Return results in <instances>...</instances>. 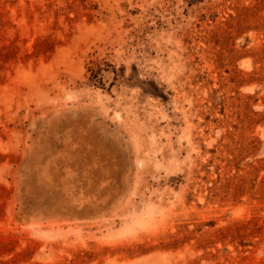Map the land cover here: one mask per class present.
Listing matches in <instances>:
<instances>
[{
  "label": "rangeland",
  "instance_id": "obj_1",
  "mask_svg": "<svg viewBox=\"0 0 264 264\" xmlns=\"http://www.w3.org/2000/svg\"><path fill=\"white\" fill-rule=\"evenodd\" d=\"M0 264H264V0H0Z\"/></svg>",
  "mask_w": 264,
  "mask_h": 264
}]
</instances>
